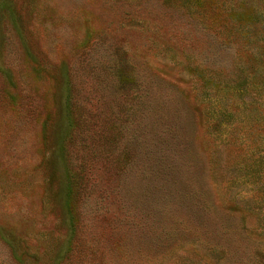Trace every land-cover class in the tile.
Here are the masks:
<instances>
[{
  "label": "rangeland",
  "instance_id": "1",
  "mask_svg": "<svg viewBox=\"0 0 264 264\" xmlns=\"http://www.w3.org/2000/svg\"><path fill=\"white\" fill-rule=\"evenodd\" d=\"M0 264H264V0H0Z\"/></svg>",
  "mask_w": 264,
  "mask_h": 264
}]
</instances>
